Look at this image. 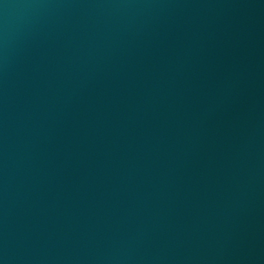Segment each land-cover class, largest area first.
<instances>
[{
	"label": "water",
	"instance_id": "1",
	"mask_svg": "<svg viewBox=\"0 0 264 264\" xmlns=\"http://www.w3.org/2000/svg\"><path fill=\"white\" fill-rule=\"evenodd\" d=\"M0 264H264V0H0Z\"/></svg>",
	"mask_w": 264,
	"mask_h": 264
}]
</instances>
